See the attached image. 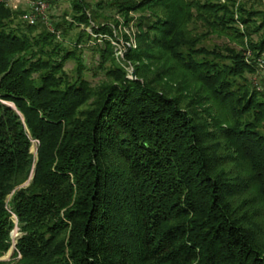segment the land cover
Here are the masks:
<instances>
[{"label":"trees","instance_id":"trees-1","mask_svg":"<svg viewBox=\"0 0 264 264\" xmlns=\"http://www.w3.org/2000/svg\"><path fill=\"white\" fill-rule=\"evenodd\" d=\"M71 1L0 0V258L16 216L17 264H264V0Z\"/></svg>","mask_w":264,"mask_h":264},{"label":"rangeland","instance_id":"rangeland-1","mask_svg":"<svg viewBox=\"0 0 264 264\" xmlns=\"http://www.w3.org/2000/svg\"><path fill=\"white\" fill-rule=\"evenodd\" d=\"M38 1H42V0H36V1L35 0H9L8 4L12 8V10L16 12L21 11V12H24L25 14H30L34 11L32 8V3L38 2ZM71 2H72L71 0H59L55 7H49V8L47 7V11L44 14L43 13L37 14L36 16L37 23H43L49 30L52 31L53 30L52 23L54 22V20L56 21V19L52 18V16L58 15L60 16V18H62L65 14H70ZM91 2L95 5L101 2V0H91ZM107 14L113 15L120 23L118 29H115L117 36L110 40L108 37H105L102 35L103 37L100 36L99 39L101 38L109 39L114 47L115 58L117 59L118 62L122 63V65L127 66V63L125 61V54L127 53L129 49H137V39H136L137 29L134 27L133 23H131L129 27H126L124 25L123 18L119 15H116L114 12L107 11ZM67 19L70 20L71 17L68 16ZM84 29H86V31L90 35L96 38V35L93 34L92 28H85L84 26H82L79 29H75V32L72 34L73 38L76 37L77 32L84 30ZM126 37L128 38V40H126ZM101 40L98 41L99 44L101 43ZM217 43L223 44L224 41L220 39H213L208 42V45L212 46ZM92 44L93 42L90 44H87L89 47H87L84 51V61L90 69L89 71H87L86 77L91 82V84L95 86V85H98L100 82H102L105 77L99 70L96 69L98 62H99V57L97 54L94 53L93 50H91L92 48L91 46H93ZM128 66H129L127 68L128 75L131 76L129 70L132 68L133 70L132 79H136V72L133 66L132 65H128ZM75 67H76V64L74 62H68L66 64L65 70L70 75H72ZM253 80L254 82L257 83L259 80L258 76H255ZM6 105L15 109L13 104H6ZM38 146H39V142L34 141L31 152L35 155L36 158H37ZM29 182L30 180L26 184H24L22 187L28 186ZM13 219H14L15 227L10 234L11 245H12L11 249L4 257L0 258V261L7 262L8 264H17V261L21 258V255L19 253L15 259L12 258L13 254L16 251L18 240L19 238L22 237V232L20 231L16 216H13Z\"/></svg>","mask_w":264,"mask_h":264},{"label":"built area","instance_id":"built-area-1","mask_svg":"<svg viewBox=\"0 0 264 264\" xmlns=\"http://www.w3.org/2000/svg\"><path fill=\"white\" fill-rule=\"evenodd\" d=\"M47 7L49 8L48 4L44 1H38V2H33L32 3V8H33V12L30 14H26L24 16V20L27 21L30 24H35L36 22V15L37 14H41V13H45L47 11ZM258 64L260 66L261 69L264 70V52L262 53V55L259 57L258 59ZM131 76L129 75V78H133L132 74H133V70L132 68L129 70Z\"/></svg>","mask_w":264,"mask_h":264}]
</instances>
